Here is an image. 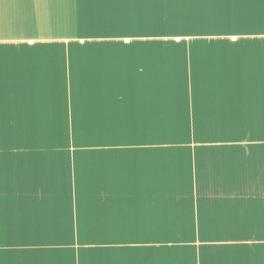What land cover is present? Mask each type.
Segmentation results:
<instances>
[{"label": "crops", "instance_id": "obj_1", "mask_svg": "<svg viewBox=\"0 0 264 264\" xmlns=\"http://www.w3.org/2000/svg\"><path fill=\"white\" fill-rule=\"evenodd\" d=\"M0 264H264V0H0Z\"/></svg>", "mask_w": 264, "mask_h": 264}]
</instances>
